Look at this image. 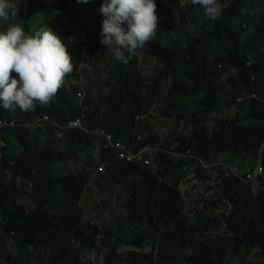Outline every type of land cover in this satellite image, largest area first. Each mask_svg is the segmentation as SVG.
<instances>
[{
    "label": "trees",
    "instance_id": "trees-1",
    "mask_svg": "<svg viewBox=\"0 0 264 264\" xmlns=\"http://www.w3.org/2000/svg\"><path fill=\"white\" fill-rule=\"evenodd\" d=\"M45 1L49 3L13 0L19 11L9 23H21L26 31L51 27L66 44L77 70L66 77L49 105H37L31 112L0 108V120L16 123L0 131L5 144L0 152V241L8 255L4 264H21L22 258L25 264H96L89 253L106 247L110 252L102 264H165L166 251L173 252L169 264H228L232 257L224 235L213 234L220 227L219 218L226 221L225 233L237 234L244 258L253 249L264 252V174L253 190V184L221 165L249 173L259 159L264 139V0H224L218 20H207L192 4L175 11L163 8L155 38L127 64L118 62L101 43L103 0H51V10ZM38 12L40 20L34 16ZM6 27L7 23L0 24ZM138 52H143V62H156L164 86L146 83L150 76ZM81 63L86 64L84 76L95 81L108 76L102 82L105 93H93L78 81ZM102 63L108 66L101 67ZM157 97L163 107L153 112ZM80 107L86 108L82 125L87 131L103 130L135 151L147 145L160 150L145 153L148 165L128 163L107 150L103 138L85 130L69 129L65 137H58L59 129L51 123L29 126L47 116L67 127L79 117ZM232 109L233 120L217 121L218 115ZM156 114L180 127L169 137L175 145L173 154L166 152ZM38 131L48 139L43 149L38 147L40 136L33 140ZM49 135H54L52 141ZM50 142L66 143V151H49ZM86 152H96L91 160L106 168L95 185H112L122 192L120 210H112L116 217L112 228L86 218L81 204L92 177L90 166L56 174L81 163L78 158ZM238 154L246 156V166L231 161ZM261 163L264 168V148ZM189 176L215 184L219 200L186 207L185 201L193 198L189 188H182ZM215 209L221 212L217 215ZM194 215L199 222H193ZM207 222L214 223L211 232L203 230ZM121 245L149 251L120 253Z\"/></svg>",
    "mask_w": 264,
    "mask_h": 264
},
{
    "label": "clouds",
    "instance_id": "clouds-1",
    "mask_svg": "<svg viewBox=\"0 0 264 264\" xmlns=\"http://www.w3.org/2000/svg\"><path fill=\"white\" fill-rule=\"evenodd\" d=\"M81 2L87 3L88 0H81ZM191 3L199 5L203 10V15L209 20L220 19L226 7L222 0H191ZM18 11L13 0H0V22L7 23L10 18L14 19ZM99 11L103 16L99 33L101 43L111 50L118 62L123 64H127L138 49L154 39L159 29L160 18L157 13L156 0H103ZM81 67H86V64L81 63ZM74 70L76 71L77 68L66 44L56 31L46 24L40 27H29L27 31L23 24L15 22L7 23L6 28H0V108L3 110L15 112L19 109L22 112H31L36 109L37 105L41 107L49 105L62 85L66 83V77ZM83 97L82 94L80 99ZM85 112L86 108L80 107L78 118L83 119ZM35 122L36 120L29 126L39 127L34 125ZM12 123L14 122L0 120V131L5 126L16 125ZM68 126H59L65 129L62 135L59 130L57 136L65 137L69 129H78L68 128ZM82 130L87 132L85 128ZM91 136L99 137L98 135ZM146 148H150L152 152L160 150L159 147L151 145H147ZM263 148L264 139L259 150L258 162L249 173H243L237 167L226 163L221 165L232 176L244 183L256 182L257 184L258 179L264 174L261 163ZM187 155L190 156V153L188 152ZM191 157L194 156L191 155ZM197 159L205 168L210 167L199 158ZM259 163L263 168V174L254 181L246 182V176L252 174ZM101 167L104 168L103 171H100ZM231 169H237L240 176H235ZM96 170L98 174L104 173L105 165L98 163ZM231 208V203H228L227 210L230 211ZM2 245L3 241H0L1 251L3 250ZM6 256L4 252V263H6ZM20 263L25 264L26 261Z\"/></svg>",
    "mask_w": 264,
    "mask_h": 264
},
{
    "label": "rangeland",
    "instance_id": "rangeland-1",
    "mask_svg": "<svg viewBox=\"0 0 264 264\" xmlns=\"http://www.w3.org/2000/svg\"><path fill=\"white\" fill-rule=\"evenodd\" d=\"M50 1L51 0L48 1L49 3H46V1L45 3H43L49 6L48 10H51L53 8V5L50 3ZM222 2L224 3V0H222ZM156 3H157V13H160L163 8H169L175 11L178 8L192 4L191 0H156ZM193 7H198L197 12L203 15V10L201 9L199 5H193ZM34 16L36 17V20H40L42 18V12H38V14L37 15L35 14ZM206 19L208 20V18ZM12 20L14 19L10 18V20L7 23H9ZM0 24H6V23L0 22ZM199 24L202 25V22H200ZM194 33L195 32L193 31V34ZM137 57L139 58V61L143 63V70L145 74H149L150 76L149 80H146V83L150 85H154L155 83L161 82V86H164L165 81L160 80L161 70L160 68L156 67V62L154 60H151L150 62H143V52H138ZM107 60H109V58ZM100 66L107 67L108 64L102 63ZM90 67L94 69L95 63H91ZM107 78L108 76L105 75L100 80L95 81V79L89 78L86 75V73L84 76L82 73V67H81L80 68V78L78 79V81H81L84 84V87L88 86L89 90L92 91L93 93L101 94V93H105L104 89L102 88V82L107 80ZM160 90L163 91V89H160ZM161 107H163V102L160 97H157L155 100L154 106L152 108V111L157 112ZM157 115L158 114H156V116ZM234 116H235V109H232L230 112L218 115L217 121L230 122L231 120H233ZM158 119L159 120L156 121L157 127H158L157 129L160 135L164 137L163 141L166 146V152L167 153L170 152L171 154H173L172 150L174 149L175 145L170 143L169 137L174 132L179 130L180 127L176 125L174 121L170 123L165 120H160V117ZM181 127L184 128L183 124L181 125ZM185 130L187 132L188 128H186ZM167 134H168V137H166ZM37 136H40L38 147L40 149L45 148L47 140H48L46 137V134H44L43 131L42 133H40L39 131L36 133H33V140H36ZM49 136H51V141H52L54 135H49ZM48 149L51 152L57 151L60 153H64L66 151V143H62L60 144V146H58L57 144L50 142L48 144ZM93 155L95 156V159H96V152L94 154L89 153V152L82 154L78 158V160H81V163H74V165L70 164L68 166H65V168L68 170H62L61 172H56V174L65 173L68 171L71 173H76V172L83 170L85 166H90L92 177L90 178L87 188L85 189V192L81 198V204L84 208L86 218L94 221L95 223L101 224L103 227L112 228L114 224L116 223V217L113 216L112 210L114 209L120 210V207L118 206V202H119V197L121 196L122 192L117 191L116 187L112 185H104L102 188L97 187L95 185L97 184L99 174H97V171H96V168L98 165L97 161L91 160V157H93ZM244 159H246L245 155L238 154V155L232 156L231 161L239 162V163H242L243 166H246L244 164V161H245ZM241 172L244 173L245 171L242 170ZM183 181L186 184L184 183L182 185V188L183 189L189 188L191 196L193 197L192 199L185 201L186 207H194V204L197 201H200L201 202L200 207H203V206L210 205L213 201L219 200L221 192L215 184H212V183L205 184L201 181H198V179L193 180L191 176L184 178ZM253 185L255 187L253 190H255L258 186L256 182H254ZM106 186H109V187H106ZM214 212L215 214L218 215L221 212V210L215 209ZM219 219L220 220H219L218 225H220V227L214 230L213 234L214 235L216 234L224 235L222 238L224 246L226 247V249L228 248L229 253L232 257L231 260L228 262V264H264V252L262 253L257 252L256 249H253L249 252L250 256L248 257V259L244 258L240 253V247L239 248L237 247V234L232 231H227L225 233L226 221L223 218H219ZM192 220L193 222H199L200 218L194 215ZM213 226H214L213 222H207L204 225L203 230L211 232ZM118 251L120 253H126V252L132 253L136 251L137 253L142 254L144 252L147 253L149 249L142 250L132 245H121L118 248ZM109 252H110V248L106 247V248H103V250L99 249L98 251L96 250V252L93 251L89 253V255L96 262V264H102L104 263L106 259V254ZM3 253H4V250L2 251L0 250V258H1L0 264H4ZM172 255H173L172 251H166L164 253L165 258L163 259V262H165V264H169L168 258L171 257ZM25 261H26L25 259L21 260L22 263H25ZM171 264H179V261L172 262Z\"/></svg>",
    "mask_w": 264,
    "mask_h": 264
},
{
    "label": "built area",
    "instance_id": "built-area-1",
    "mask_svg": "<svg viewBox=\"0 0 264 264\" xmlns=\"http://www.w3.org/2000/svg\"><path fill=\"white\" fill-rule=\"evenodd\" d=\"M78 97L81 98L82 94L78 93ZM51 123L55 127H58L60 130V135H62V132L65 128L59 127L58 124L50 120L47 116H43L41 118H38L35 122V126H40L42 123ZM14 125V123H12ZM68 128H78V129H84L82 126V118H77L75 121L71 122ZM67 128V129H68ZM91 135H98L99 137L103 138L106 142V149L107 150H113L117 152L118 159L129 162V163H138L141 165H148L149 161L145 159L144 155L145 153L149 152L151 149L150 148H142L138 151H135L131 147H127L121 140H115L114 137L111 134L106 133L105 131L101 130H95L94 132H89ZM5 144L1 141L0 139V152L4 148ZM104 168L101 167L100 171H103ZM231 172L235 176H240L237 169H231ZM263 174V168L261 164L259 163L254 170L252 174H248L246 176L245 181L246 182H251L254 181L257 177L261 176Z\"/></svg>",
    "mask_w": 264,
    "mask_h": 264
}]
</instances>
